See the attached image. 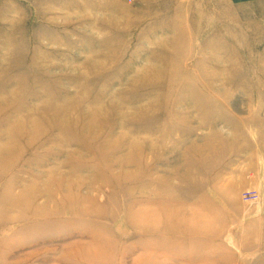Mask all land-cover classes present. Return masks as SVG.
Returning <instances> with one entry per match:
<instances>
[{"label": "rangeland", "instance_id": "1", "mask_svg": "<svg viewBox=\"0 0 264 264\" xmlns=\"http://www.w3.org/2000/svg\"><path fill=\"white\" fill-rule=\"evenodd\" d=\"M0 162V264H264V0H0Z\"/></svg>", "mask_w": 264, "mask_h": 264}, {"label": "bare ground", "instance_id": "2", "mask_svg": "<svg viewBox=\"0 0 264 264\" xmlns=\"http://www.w3.org/2000/svg\"><path fill=\"white\" fill-rule=\"evenodd\" d=\"M14 146V145H13ZM2 149H4V147L2 148ZM12 150H14V149H12ZM2 153H4V152H2ZM12 153V152H11ZM6 154V153H5ZM8 156H11V155H8ZM15 156H16V153H15ZM7 158V157H6ZM10 158V157H9ZM13 158H14V156H13ZM2 159V158H1ZM12 159V158H11ZM14 159H12V161H13ZM11 160H9L8 162H10ZM1 163H3V162H0V164ZM13 163V162H12ZM15 163V162H14ZM3 166V165H2ZM9 166V165H8ZM8 166L6 167V168H8ZM13 166V165H12ZM5 168V167H4ZM32 192V191H31ZM34 192V191H33ZM253 192V191H252ZM26 194V193H25ZM25 194H23V195H25ZM162 195V194H161ZM202 195V194H201ZM160 196V195H159ZM203 196V195H202ZM11 199H15L16 200V202L18 201V198H16V197H14V198H10V203H12V200ZM204 199V198H203ZM20 201V200H19ZM18 201V202H19ZM209 201H210V199H209ZM205 202L207 203V201H206V199H205ZM204 202V203H205ZM9 203V204H10ZM182 203H183V201H182ZM212 203H213V201H212ZM212 203L211 204H209V205H212ZM19 204V203H18ZM170 204V203H169ZM215 204V203H214ZM157 205V204H156ZM179 205H181V204H179ZM192 205V204H191ZM190 205V206H191ZM207 205V204H206ZM37 206V205H36ZM160 207H162V206H160ZM165 207H166V205H165ZM171 207V206H170ZM189 207V206H188ZM213 207V206H212ZM222 207V206H221ZM182 208V207H181ZM181 208H180V212H181V214H183V215H180V216H178V217H176V218H171V217H168L167 218V222L165 223V228H166V232H167V234L170 236V235H174V234H176V236H186V235H194V234H196L197 235V233H204L203 235H214L215 237H218V236H220L221 235V233H222V231H223V228H222V226L221 227H215V228H213V227H208V226H205V224L207 223L208 225L211 223L210 221V219H208L206 216H205V213H203L202 212V210L201 209H196L195 211H189V210H186V213L182 210L181 211ZM196 208V207H195ZM214 208H217V205L214 207ZM214 208H212V209H214ZM183 209V208H182ZM222 212V211H221ZM220 212V213H221ZM169 213V212H168ZM176 213V212H175ZM166 214V213H165ZM179 214V213H178ZM177 214V215H178ZM185 214V215H184ZM150 215V214H149ZM211 215V214H210ZM217 215V214H216ZM156 216V215H155ZM147 217V216H146ZM150 217V216H149ZM218 217V216H217ZM226 217V216H225ZM140 218V217H139ZM145 218V217H144ZM224 218V217H223ZM143 219V218H142ZM148 218H146L145 220H147ZM213 219V218H212ZM215 219V218H214ZM220 219V218H219ZM160 220V219H159ZM217 220V219H216ZM216 220H214V221H216ZM219 221V220H218ZM146 222V221H145ZM158 224V223H157ZM161 226V225H160ZM205 226V227H204ZM251 227V226H250ZM140 229H141V227H139ZM160 229V228H159ZM247 230H248V228H247ZM192 231V232H191ZM250 231V230H249ZM251 231H253V230H251ZM143 232V231H142ZM191 232V233H190ZM156 233V232H155ZM144 235V234H143ZM151 235V234H150ZM156 235V234H155ZM159 235H161V234H159ZM164 235V234H163ZM167 235V236H168ZM142 236V235H141ZM185 238V237H184ZM213 238V237H212ZM247 238V237H246ZM168 239V238H167ZM173 239V238H172ZM220 239H221V237H220ZM186 240V239H185ZM175 243V242H174ZM176 243H178V241H176ZM184 242H183V240H182V244H183ZM244 244V243H243ZM178 246H180V244L178 245ZM242 246V245H241ZM170 249V248H169ZM140 252V251H139ZM141 253V252H140ZM143 253V252H142ZM148 253V252H147ZM152 253V252H151ZM156 253V252H155ZM160 255V254H159ZM158 255V256H159ZM142 256V255H141ZM140 256V257H141ZM154 257H157V256H155V254H154ZM158 258V257H157ZM143 259V258H142ZM145 259V258H144ZM143 259V260H144ZM139 260V259H138ZM148 260V259H147ZM134 262V261H133ZM135 262H137V261H135ZM143 262V261H142ZM135 264H137V263H135Z\"/></svg>", "mask_w": 264, "mask_h": 264}, {"label": "built area", "instance_id": "3", "mask_svg": "<svg viewBox=\"0 0 264 264\" xmlns=\"http://www.w3.org/2000/svg\"><path fill=\"white\" fill-rule=\"evenodd\" d=\"M256 197V194H255V192H243V194H242V198L244 199V200H251V199H254V198H252V197Z\"/></svg>", "mask_w": 264, "mask_h": 264}]
</instances>
